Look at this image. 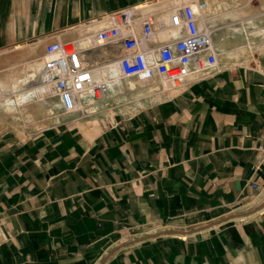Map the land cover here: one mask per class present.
<instances>
[{"label":"crops","instance_id":"1","mask_svg":"<svg viewBox=\"0 0 264 264\" xmlns=\"http://www.w3.org/2000/svg\"><path fill=\"white\" fill-rule=\"evenodd\" d=\"M188 1L0 0V264H264V53L171 91L159 77L119 81L84 104L110 118L59 115L40 90L48 44L81 42L125 8L140 35L144 18ZM240 1L246 14L223 32L201 13L217 59L237 24L264 26L262 0ZM176 36L157 31L150 47ZM124 55L117 43L83 60L105 79Z\"/></svg>","mask_w":264,"mask_h":264},{"label":"built area","instance_id":"2","mask_svg":"<svg viewBox=\"0 0 264 264\" xmlns=\"http://www.w3.org/2000/svg\"><path fill=\"white\" fill-rule=\"evenodd\" d=\"M207 10L204 1H188L177 9L168 21L144 18L142 31L134 29L136 8H125L110 15V26L81 42H53L47 45L44 78L40 90L44 97L55 98L65 114L81 111L84 97L95 103L103 102L117 82L137 78L150 82L161 79L165 91L184 88L206 71L217 67L212 33L200 28L201 13ZM176 32L172 43L152 48L155 32ZM123 44L125 55L103 66L114 69L116 75L97 79L92 68L83 60L89 50L107 45ZM257 188L256 184H253Z\"/></svg>","mask_w":264,"mask_h":264},{"label":"rangeland","instance_id":"3","mask_svg":"<svg viewBox=\"0 0 264 264\" xmlns=\"http://www.w3.org/2000/svg\"><path fill=\"white\" fill-rule=\"evenodd\" d=\"M197 2V0H193ZM208 7L206 10L207 16H213L214 20L210 22L212 25L217 26L220 31L221 25L226 24L228 21H231L233 19L240 20L244 17L246 14L245 8V2H241L240 0H205ZM259 0H256V3ZM264 4V0H262ZM226 3L230 5V8L226 7ZM205 15V16H206ZM206 16V18H207ZM205 19V18H204ZM209 22L203 23V26H208ZM250 25L246 24V22H240L237 24L236 27H234L236 30H241V33H234L233 31H230L228 35H226V44L223 43V45H226L227 47L224 48L221 45L220 51L221 55L218 58L219 63H223L227 66H238V65H247L251 61H254L259 55L264 53V35L261 36L262 33L259 34V31L262 32L264 30V26H261L260 28H257L256 30H252L248 32V27ZM255 34L256 38H263L261 41H253L252 37L249 36V34L253 33ZM226 49L232 50V54L236 56H228L225 53ZM139 80L137 78L131 79L126 81L124 84L127 88V90L131 88H136L138 85ZM130 93V92H129ZM125 93L128 102L133 101L135 96H130L131 94ZM17 99V98H16ZM19 99V98H18ZM46 99V98H45ZM106 102H104L105 104ZM103 104V103H102ZM92 110L89 112L85 111L84 104L80 105V109L82 114L80 115L81 119L85 118H99V117H112L115 113L114 109L111 107H105L100 112L95 111V106H92ZM65 114L61 109L59 110V115Z\"/></svg>","mask_w":264,"mask_h":264},{"label":"bare ground","instance_id":"4","mask_svg":"<svg viewBox=\"0 0 264 264\" xmlns=\"http://www.w3.org/2000/svg\"><path fill=\"white\" fill-rule=\"evenodd\" d=\"M111 70V74H112V76H115L116 75V71L114 70V69H110ZM138 80H140V79H138ZM142 82V81H141ZM42 92V91H41ZM115 92V91H114ZM25 98L24 99H18L17 101H18V103H21V104H23L24 102H25ZM90 102H93L92 100H90L88 97H84L83 99H82V101H81V104H85V103H90ZM93 103H95V102H93Z\"/></svg>","mask_w":264,"mask_h":264}]
</instances>
